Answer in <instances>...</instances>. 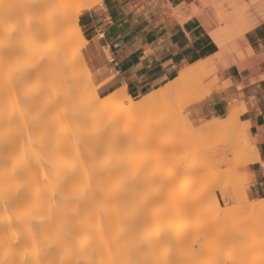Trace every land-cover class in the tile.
I'll use <instances>...</instances> for the list:
<instances>
[{"label":"rangeland","instance_id":"rangeland-1","mask_svg":"<svg viewBox=\"0 0 264 264\" xmlns=\"http://www.w3.org/2000/svg\"><path fill=\"white\" fill-rule=\"evenodd\" d=\"M25 1L27 2V0H0V125L2 124V125L7 126L8 130H9V132H8L9 138H10L9 142L10 143L13 142V144L9 143L8 144L9 146L7 145L4 149H0V162H1V164L4 167L6 165L5 168H7L9 166V168H11L12 170L14 169L15 171H18V170L19 171H25V173L26 172H28V173L29 172H32V173L40 172L41 173L42 171L44 173V170L47 171V172L45 171V173H50L52 171L50 170V172H48L49 171L48 169L52 168L51 162H53V164H52L53 166L57 164L58 168H60L58 163L57 162L55 163V160L59 159L58 162L60 164L64 163V159L62 157H63L65 152L63 153L60 151L64 147L62 145L65 142V139L63 141V138H62L63 134H61L62 132L64 133V131H62V129L60 128L63 126L64 130H65V128H67L66 129L67 132L65 131L67 134H66V136L65 135L64 136L69 137L68 142H70L72 144H74V142H75L74 146H72L73 148H71L70 143H69L70 146L67 144L66 145L70 147V151L72 149L73 155H75L74 151L75 152L77 151V154H79V157H81L79 159L80 160L82 159L81 161L83 162V163H81V161L78 160L77 161L79 163L78 164L75 161L74 166L71 167L72 170H74L73 172L75 174L77 172L78 176L79 175L82 176V175H84L85 170H86L87 175L91 174L90 175L91 177L88 176L91 179L90 180L91 182L88 181L89 185H91V186H93V185L99 186L100 188L104 189V185H105L104 183H106V185H105L106 190L107 189L110 190L109 188H112L113 186H115L116 189L117 188L120 189V191H121L120 197L121 198L124 197V200L126 197L127 201L129 199L132 202V204L129 205L128 208L125 205L126 204L125 202H127L126 200L123 202L125 204H122V202H121V204L124 207L125 213L131 211V209L133 207L135 208V205L138 206V204H141V207H142L144 204V207H145V204H147L148 208L136 207V211H139V213L142 210H145V211L147 210V211H149V213L152 211V213L150 215L152 218V214H153V218H154L155 223L153 221H151V222L156 224L155 226H157L158 229H159V227L160 228L165 227V225L167 223L168 224L171 223L169 229H170V231L171 230L173 231L174 226L178 225V227H179L180 224H182V223L184 224L185 222H186L187 226L189 225V222H191L190 226H189L190 231L193 230L195 227V229L190 232L191 235L189 233V228H188L187 231H188V234L190 236H187L188 234L185 232V229H184V233H182L183 230L179 231L180 233H182L184 235V236L180 235V236H182L181 237L182 240L178 237L179 235H176V236L173 235L174 232H172V231H171L172 234L170 232L169 233L170 235H168L165 238H163V236H164V235H162L163 232L162 233L160 232L162 237L160 234H156L157 237L155 236V239L157 240V238L159 239L161 237L160 238L161 240H157V242L155 240L157 247L155 246V248L154 247L153 248L156 251V253H155L156 257L154 256L155 258H154V260H153L154 262H152V264H194V263H196V264H233V263L234 264H238V263L239 264H264L263 261L256 259L257 256H260V257L264 256L263 255V253H264V214H261V215L260 214H249V213L242 211L241 208L246 207L247 204L249 202H251V200H249V199L247 201H245L244 204H241L238 201H231L229 198L230 194L233 192V189H234V193L237 192V189L234 188L237 179H240L247 174V165L239 168L234 174H232L233 176L230 173L231 168H230V171L227 169L228 168L227 166L230 167L229 163L225 164L226 166L225 165H220L221 167L218 166L220 169L222 168L221 170H224V171H220V172H224V175H225L224 177L222 175L223 178H221L220 174H219V178H221L222 180L225 179L224 182L226 181L228 183H231V185H228V183L225 182L226 190H228L229 196L227 195L226 199H223L220 190H218V186H216V184H215L214 188L210 187L212 183L209 182L212 178L215 177V176H213L214 174L212 173L213 171H211V170H214V169L217 171L219 170V168L216 169L217 167L213 166L215 161L218 159V157H217V154L215 152L216 148H213L211 138H213V141H214V137L216 135H214V134L212 135L211 133H208L205 130L204 131L199 130V131L195 132V133H197L198 136H196V134H195V137H194L193 132H192V131H195V128H197L201 123L197 124L194 122L196 117H195L194 113H192L190 110L193 109V106L197 105V103H199L201 100L208 97L212 92H214V90L216 91L220 88V73L223 69H221L220 71L219 70H213V71L210 70L209 71V74L211 75L212 79L214 78V80L217 82H216L215 86L213 87L212 91L200 100L191 101L190 100L191 99L190 93H188L187 91L185 92V91L178 90L177 92L173 93L172 95H169V97H167L165 100L157 103L154 107L149 108L147 111H144V112L140 113L139 115L131 116V117H128V116L124 117L121 115L120 116L116 115L117 118H115L116 116L114 117V114H115L114 110H109V111L107 110L106 112H103V113H97V112H93V111H91V109H89L90 108V103H89L90 101H88L89 99H87L85 97L86 92L84 91V89L86 90L89 87V89H87V93H86V94H88V92H90L88 90H92L91 87L93 85V88H94L95 92L97 93V95H98V91H97V87H96L94 81L91 78L90 69L87 66L86 61L84 59V56L82 54V46L84 43L83 44H77L76 39L73 38V39H71L70 45L74 44V47L76 46L78 48L79 58H78V61L77 60L72 61V59L69 58V60H71L72 65H70V61H69V67L67 68V70L68 71L73 70V72L75 71L74 73L68 72L69 76L71 73L72 74L78 73L79 71H76V70H78V68H76V67H78L80 65L85 66L88 70L87 71L88 77H89L88 80H90V82H92L91 87L87 86V84H85L86 88H79L78 86H82V87L84 86L81 84V82H79L82 80L80 77L77 80L78 82L75 79V81L77 82L75 84V86L77 85V87H78L77 88L78 90L75 93H78V95H74V96H75V99H77L76 96L81 97V99H80L81 104H83V102L81 100H83L85 98L87 99L88 102L86 101L85 102L86 104H83V105L84 106L86 105V107H87V113L89 116V119H88L89 121L87 123H84V118H83L84 116L81 113H80L81 114V116H80L79 112L78 113L76 112L74 105H73V102L71 100H68L69 98L67 100H64L65 98H60V96H61L60 94H59L60 96L58 95L59 97H56V98H60V101L63 100V102H61L60 103L61 105L58 106L59 105L58 103L60 102L59 99H58V101H59L58 103L55 101L56 104L54 105V107L55 106L56 107L54 109L57 111H55L53 109V107H51V108L47 107V109H43L44 107L40 105V107H41L40 108L39 104H37L34 100H32L34 98L33 96H31V98H29L30 97L29 89L33 85V82H35V78L32 77L33 76L32 74L30 76V73L27 72V70L29 68H31V65L35 61L33 60L34 62L32 61V64H31V62H29L30 61L29 57L25 56L26 58L23 59V56L21 55V49H22V54H23L24 53L23 48L25 50H29V47H25V46H31V45H33V42H38L41 39H39L40 38L39 37L38 38L39 40L36 41L35 39H37V38H35V39L32 38L31 35H35L33 37H37L36 34L30 35V32H28V33L25 32L26 31L25 26H26V24H27V26H29V24L31 23L30 22L31 19H34V21H35V19L38 17V15L45 14L52 7H54V8H57V6L58 7L59 6L64 7L62 5H67L69 2L66 3L65 0H58V1L57 0H50L48 5L46 4L42 8L38 7L35 9L31 5H29L30 3L28 4V2H27V4H26ZM56 1L58 2V5H57ZM52 2H55L57 6ZM237 2H239V0H236V2L232 3V4L220 5L219 1H217V3L213 5L214 11H215V17L222 16V17H224V19L226 18V20L229 22V23H227V21L226 22L224 21L221 23L217 22V21L214 22V24L219 23V25H218L217 29L214 28L215 31L213 29L211 32L214 31L217 38L220 36H223L224 34L225 35L226 34L233 35V34L238 33L239 31H243V28L245 29V26L248 25V23H250L248 20H251V19L253 20L254 19L253 16L255 15L254 17H256V15L259 12V9L264 4V0H249L248 2H243V3H237ZM63 3H65V4H63ZM261 4H262V6H261ZM245 6H249L250 9L248 11L250 13H252L253 16H251L250 13L249 14L247 13L248 11H247V8ZM243 8H244V10H242ZM36 10H37V12H36ZM34 15L36 17H34ZM64 23H65V25L63 24L64 27H62V29L63 30H66V29L70 30L72 27V23H70V22H67V23L64 22ZM222 24H224V25H222ZM34 25H35V22L33 23V26H32L33 31L35 30ZM24 28H25V30H24ZM27 30L29 31V29H27ZM31 31H32V29H31ZM222 32H223V34H220ZM34 33H35V31H34ZM28 34L31 36V38L28 36ZM23 36H24V38H23ZM243 42H244V38H243ZM22 43L25 45L24 47L21 46ZM248 46L249 45L246 44V47H248ZM241 47H242V43L240 45V48ZM25 52H26L25 54L27 55L28 51H25ZM68 55H70V50H69ZM68 57H70V56H68ZM27 59H29V61ZM24 62L28 63V64L26 65V64H24ZM19 67H21V69ZM24 68H25V70H24ZM69 68H70V70H69ZM32 69H35V68H32ZM32 69H31V71H32ZM21 70H23V72ZM37 70H38V68H37ZM37 70L35 69V71H37ZM41 71H43V70L41 69ZM41 71L38 70L37 72L39 73ZM26 72H27V74H26ZM43 74L44 73L42 72L41 76L37 77L39 80L41 78V80H40L41 83L43 82V80H42ZM36 76H38V75H36ZM74 76H76V74L73 75V77ZM44 80H45V83L47 84L46 86H48V84H50L49 81L51 79L47 82L46 77H44ZM59 82H61V81L59 80ZM84 82H85V80H84ZM45 83L40 84V85H45ZM68 83H69V81L67 82V85H68ZM71 83H74V82H70L69 83L70 85H68V86H72ZM34 84H36V83H34ZM59 85L62 86V84H59ZM58 86H56V87H58ZM49 87H50L49 89H51V85H49ZM60 88H62V87H60ZM31 90L34 91L33 88ZM32 91H30V92L32 93ZM64 92H65V90H64ZM62 95H64V93H62ZM65 97H66V95H65ZM139 99H136V100H139ZM78 100L75 102H78ZM85 100H83V101H85ZM50 101H52V100H50ZM49 103L50 102H48V104ZM61 107L65 110V111L63 110V112L65 113L64 115H66V117L64 116L65 118H62L63 116H61L62 115L60 113L61 112L60 110H62ZM18 108H20V109H18ZM18 110H20V111H18ZM39 110H40V112H38ZM52 110H54V111H52ZM55 112H57L58 116L52 115ZM76 114H77V116H76ZM16 115H18V116H16ZM45 115H46V117H44ZM50 115H52L53 117ZM25 116H26V120H25ZM55 116L59 117V120ZM67 116H68V118H67ZM73 116H75V119H78L77 120L78 123H75V120H73V118H71ZM76 117H78V118H76ZM118 117H120V118H118ZM15 118H16V121H15ZM51 118H53V119H51ZM216 118H219V117H216ZM12 119H14V120H12ZM21 119H22V121H21ZM117 119H118V122H116ZM48 120L53 121V124H55L56 127L60 126L59 128L61 130H59L58 128H56L55 130H57V132H56L57 135H60V134L62 135V136H59V139H58L59 140L58 148H61V146H62L61 149H58L56 146H52V147H56L55 148L56 150L53 151L52 148H50L51 146L50 147L46 146L45 141H49L50 138L52 140V138H53L52 134L54 132L53 131L54 128H52V126L50 128H45V127H43L44 125L42 126V124H44L43 122H46ZM79 120H81V121H79ZM23 121H24L25 125H24ZM58 121H60L61 125L58 123ZM73 121H74V123H73ZM82 121H83V123H82ZM39 123H41V124L39 125ZM78 124L80 127L78 126ZM112 124H114V126L110 127ZM49 125H51V124H49ZM95 125H98L99 128H96ZM17 126H18V129H17ZM45 126L48 127V125H45ZM78 127L81 130L78 129ZM132 127H133V129H132ZM71 128H73V131L80 130V134H79V131H76L74 133ZM24 129H25V131L23 132ZM43 129H44L45 133L42 131ZM101 129L105 130L103 134H102ZM113 129L116 130V133L117 132H120V133L122 132V133L121 134L118 133V134H116L117 136H115L114 135L115 133L112 132ZM70 131L73 132V134H72L73 136H75L77 134L75 136L76 141L74 140L73 136L70 135L72 133ZM110 133L113 134L116 139ZM43 134H45V135L43 136ZM68 135H70V136H68ZM101 135H102V137H101ZM199 135H202L203 138L202 137L198 138ZM22 137L25 140H23ZM34 138H35V140H34ZM37 138H38L37 141H39V142L36 141ZM162 138H167L168 140H166L165 142H162V141L160 142V140ZM218 138H220V136H218L216 138L215 141H217V143L215 144V142H214L215 145H220L222 143L221 142L222 138H220V140H218ZM11 139H13V141ZM56 139H57V137H56ZM208 139H209V141H211V143L208 142ZM229 139L230 138H228L227 141H229ZM29 141H30V143H29ZM31 141H33L34 143L33 142L31 143ZM54 141H55V138H54ZM50 142L51 141H49V143H47V145H49ZM229 142L235 143V144L238 143V142L234 141V139L232 137H231V140ZM229 142H227V143H229ZM13 145H15V146H13ZM52 145H53V143H52ZM69 147H67L68 150H69ZM210 147H211V149L213 148L214 151H213V149L211 151ZM19 150H22L23 154ZM64 151H67V149ZM102 151H103V154H102ZM12 152H14V154ZM67 152L65 153L66 157L68 159H70L71 161H73L74 156L71 155L69 152L68 153ZM207 152H208L209 156H213L212 159H215V160H213L214 163L212 162L213 165L211 162H209L210 167L207 165L208 162H206V161H208L207 159H209V161H210V157L209 156L207 157ZM209 152H210V154H212V152H213L214 155H210ZM20 153L22 155H20ZM240 154L241 155H238V156L232 155V158H230L231 157V155H230L229 158L231 160H233V159L235 160V159H237V157L240 159L244 156V153L241 152ZM23 155L28 157V158L31 156L32 157L28 159V158L24 157ZM69 155H71V157H69ZM21 156L24 157V159L26 158V160L21 158ZM43 157H44V160H43ZM76 157H77V155H76ZM48 158H51L53 160H51V162L46 163L47 161H50V159L48 160ZM54 158H56V159L54 160ZM72 158H73V160H72ZM21 159H22V162H21ZM204 159H206V160H204ZM17 161L21 162L22 164L24 162V164H23L24 166L22 164L20 165V163ZM26 161H27V164L25 163ZM37 161L41 162L40 165H38ZM65 162H67V161H65ZM29 163L32 165H30ZM49 163H50V165H48ZM81 164H82V166H80ZM42 165L45 168L44 167L42 168ZM68 165L69 164L67 163V165L66 166L63 165L62 168L67 167L66 169L69 171L70 167H68ZM107 165H109L110 167L111 166H113V167H111V169H110V167H108V169H109L108 170L106 167ZM24 167H26V168H24ZM84 167L86 168L85 170H84ZM92 167H94V168L92 169ZM31 168H32V171L30 170ZM71 168H70V170H71ZM41 169H42V171H41ZM66 169H65V171L62 169V173H60L61 177L63 176V178L67 177ZM225 169H227L228 171H226ZM106 170H108L109 173ZM111 170H112V172H111ZM119 170H121V171H119ZM81 171H83V172H81ZM136 171H138V172H136ZM54 172H55V170H53V173ZM216 172H214V173L217 176V173L219 171L217 173ZM63 173H64V175H63ZM108 174H109V177L106 176ZM121 175H122V177H121ZM134 175H136V177H135L136 180H134ZM138 176L140 178H138ZM142 176H144V177H142ZM211 176H212V178H211ZM107 177L109 178L108 180H107ZM42 179L45 181L46 178L43 177ZM131 179L133 180V184L131 182L132 181ZM221 179H220V181H221L220 183H224ZM87 180H89V179H87ZM216 180H213V181H216ZM218 181L219 180H217V182ZM82 183L84 184V181L80 182V184H82ZM207 183H208V185L210 183V186H208ZM232 183H233V185H232ZM77 184H79V182H77ZM212 186H213V184H212ZM232 186H233V188H232ZM211 188H213V190ZM196 189H197V191L199 189H201V193L199 196H197V198H195V197L193 199L190 198L189 200L192 199L190 202L187 199L186 194H189V193L192 194ZM208 189H209V191H208ZM182 190L188 192V193L185 192L186 197H184V194L183 195L181 194ZM149 191H150V196L148 195ZM191 194H189L188 196L190 197ZM147 195L149 196L148 199H147ZM154 198H156V200H154ZM151 199H152V201H151ZM157 200H159V201H157ZM183 200H184V202H183ZM110 201H111V199H110ZM130 201H128L127 203H129ZM202 206H205V207L203 208ZM150 207H151V210H150ZM238 209L240 211H238ZM174 210L176 212H174ZM225 213H226V215H225ZM244 214H246L248 216H246V215L244 216ZM139 215L136 212V220H135V223H136L135 226L137 225L135 227V228H137L136 232L138 230H140L137 232L138 236L136 237L137 239H136L135 245L137 244L136 245L137 248L140 247V246H138V244H141V245L143 243H144V245L147 244V242L142 241L139 238L140 237L139 235H142L141 232L144 233L141 230L142 225H144L143 221L141 220V218H143V217H140L141 215L140 216ZM137 216H139L140 218L138 219ZM253 216H255L254 217L255 219L253 218ZM125 217H126L125 218V221H126L125 225H126L127 215H125ZM146 218L148 220H150L149 214L145 215V219ZM140 220L142 221V224L140 223L141 222ZM147 221L145 220V226L148 225ZM194 221H196V224L198 223L197 226H196V224L193 223ZM162 223L164 224V226H162L163 225ZM191 224L192 225L194 224L195 226L192 227ZM138 226H140V227H138ZM145 226L142 228H145ZM147 227L148 228H146V230L143 229L145 232H150L154 226L151 225V223H150L149 226H147ZM178 227H176V228H178ZM183 227H182V229H183ZM256 232H258L259 234ZM185 233L187 235H185ZM248 233H249V235H248ZM125 236H127V235L125 234ZM185 236H187V238ZM184 237H185V239H184ZM202 237H203V239H202ZM183 239H184V241H183ZM233 239H234V241H232ZM164 240H165V242H164ZM176 241H178V242L180 241L181 243L180 242L177 243ZM148 246H149V244H148ZM145 247L148 250H146L143 246H141L140 248H142V250L145 249L144 253H145V251H149V252L145 253V254L148 253V255H144V253H142V252L141 253L139 252L141 255L139 253H137L133 257L135 259L134 260L132 259V264H150L151 263V260L153 258V257L151 258L152 255L149 254L151 252L150 251L151 249L149 250V248L146 245H145ZM232 247L235 251L232 249ZM140 248H138L137 251H139ZM235 248H237V249H235ZM164 249L169 254L165 253V255H163L162 253H163ZM158 250H160V251H158ZM236 251H237V254L239 253V251H240V253L237 255ZM159 252H160V254H158ZM176 252L177 253L179 252L180 256H179V253L176 254ZM174 254H176L177 256ZM141 256L144 257L145 260H143V258ZM162 256L163 257L167 256V257H164L165 261L163 260V258H161ZM235 257H237L238 259L237 258L234 259ZM150 258H151V260H149ZM244 258H245V260H244ZM135 260L136 261L138 260V263ZM144 261L146 263H144ZM147 262H149V263H147Z\"/></svg>","mask_w":264,"mask_h":264},{"label":"bare ground","instance_id":"bare-ground-1","mask_svg":"<svg viewBox=\"0 0 264 264\" xmlns=\"http://www.w3.org/2000/svg\"><path fill=\"white\" fill-rule=\"evenodd\" d=\"M49 1L50 0H27L28 4L30 3L29 5H31L35 9L38 7L42 8L46 4L48 5ZM65 1H66V3L67 2H69V3L67 5H62L64 7H61V6L58 7L57 6L58 2H57V5L55 2H52L57 6V8H54V7L51 8L50 7L51 9L48 10L45 14L38 15V17L35 19V21H34V19H31L30 20L31 23L29 24V26H27V24H26V26L28 28L25 26V28H26L25 32H27V33L30 32V35L36 34L37 37H33L35 35H31L32 38H34V39L37 38V39H35L36 41L39 39H41V40L38 42H33V45H31V46H25L22 43L21 46L29 47V50H25L23 48L24 53L22 54V49H21V55L23 56V59L26 57H29L30 61H29V59H27V60L29 62H31V64H32L33 60L35 61V62L33 61L34 63L31 65V68H29V69L27 68L28 70L26 69L27 72L30 73V76L32 74L33 75L32 77L35 78V82H33V85L30 87V89L28 88L29 89V95H30L29 98H31V96H33L34 98L32 97L33 98L32 100H34L37 104H39V107H40V105L43 106L44 107L43 109H47V107H49V108L53 107V109H54L56 107V106L54 107V105L56 104V102L58 103L60 101V98H65L64 100H67L69 98L68 100H71L73 102V105H74L76 112L77 113L79 112L80 116H81V114L84 116V117L82 116L84 118V123H87L89 121L88 120L89 116L87 113V107H86V105L85 106L83 105V104H86L85 102L87 101V99H89L88 101H90L89 102L90 103L89 109H91V111H93V112L103 113V112H106L107 110L108 111L114 110L115 111L114 117L116 115H119V116L121 115L124 117L125 116L131 117V116L139 115L140 113L147 111L149 108L154 107L157 103L165 100L167 97H169V95H172L173 93L177 92L178 90L185 91V92L187 91L188 93H190L191 94V99H190L191 101H197V100L204 98L208 93H210L212 91L213 87L215 86V84L217 82L214 80V78L212 79L211 75L209 74V71L210 70L211 71H213V70H219L220 71L221 69H224L231 64H236L239 62V58L241 55H243L244 53L250 52L251 51L250 46L245 47V48L244 47L240 48L244 33L246 31H248L249 29H251L252 27H254L259 22H261L262 20H264V4L263 3H262L263 6L261 4L262 7L259 9L258 14L256 13L257 14L256 17H254L255 15L253 16L252 13H250L248 11L250 9L249 6H245L247 8V11H248L247 13L248 14L250 13V15L253 16L254 19L248 20L250 23H248V25L245 26V29L243 28V31H239L238 33L233 34V35H231V34L225 35L224 34L225 36L223 35V36H220L218 38L214 33L215 29L213 32L209 31L211 37L213 38V40L215 42L216 51L213 54L202 58L198 63H196L195 65H193L192 67H190L186 71L180 73L177 77L170 80L163 87H160V88L144 95L139 100L132 99V97L130 95L125 93L123 88L118 89V90H116V91H114V92H112V93H110L104 97H100L95 92L93 85L91 87L92 82H90V80H88V78H89L88 73H87L88 70L85 66H81V65L78 67L75 66L76 68H78V70H76V71H79V72L75 73L76 76H74V77H73V75H75V74H72V73H74L75 71L74 72H73V70L71 71L70 68H69L70 71H68L67 68L69 67V61H70V65H72L71 60H69V58H71L72 61H76V60L78 61V58H79L78 48L76 46L74 47V44L70 45L71 39L75 38L77 41V44H83L84 43V38L81 34L80 27H79L78 22H77L78 14L84 10L90 9L92 6L100 3L102 0H65ZM201 1L203 3H207L209 1L213 2V0H201ZM217 1H219L220 5L232 4V3L236 2V0H217ZM27 2L25 1L26 4H27ZM63 4H65V3H63ZM207 8H208V6H207ZM242 10H244V8ZM36 12H37V10H36ZM34 17H36V16L34 15ZM215 21L221 23L224 21L226 22L227 20H226V18L224 19V17L219 16V17H216ZM32 22L33 23L35 22V25H34L35 33L33 31V28H32V26H33ZM64 22L72 23V27L70 29L71 31L67 30V29L66 30L62 29V27H64L63 24L65 25ZM227 23H229V22L227 21ZM217 24H219V23H217ZM224 24H222V25H224ZM25 28H24V30H25ZM27 29H29V31ZM31 29H32V31H31ZM220 34H223V32ZM30 35L28 34V36L31 38ZM23 38H24V36H23ZM69 50H70V55H68ZM25 51H28L27 52L28 56L25 54L26 53ZM68 56H70V57H68ZM24 64L27 65L28 63L24 62ZM36 67L38 68L39 71H41V69L43 71L38 73L37 72L38 70ZM19 68L21 69V67H19ZM32 68H35L37 71H35V69H32ZM31 69H32V71H31ZM24 70H25V68H24ZM21 71L23 72V70H21ZM27 72H26V74H27ZM42 72L44 74L42 76L43 82L41 83L40 82L41 78L39 80L37 77H40ZM68 72L69 73L72 72L70 74V76H69ZM36 75H38V76H36ZM44 77H46L47 82L51 79L50 80L51 82L49 81L50 84H48V86H46L47 84L45 83ZM79 77L82 80L79 82H81V84L85 86V87L84 86L83 87L78 86L79 88H86L85 84H87V86H90L92 89V90H88V91H90V92H88V94H86V93H87V89H89V87L86 90L84 89V91L86 92V93L84 92L85 97L87 99L86 98H85L86 100L83 99L85 101L81 100L83 102V104L80 103V99H81L80 96H76L77 99H75V96H74V95H78V93H75L78 90L77 89L78 87H77V85L75 86V84L78 82L77 80L79 79ZM75 79L77 82L75 81ZM59 80L61 82H59ZM84 80L86 83L84 82ZM68 81H69V83L74 82V83H71V85L73 87L68 86V85H70L69 83L67 85ZM34 83H36V84H34ZM43 83H45V85H40ZM57 84L58 85L62 84V86H60V85L58 86ZM35 85L36 86L38 85V86L36 87ZM49 85H51L52 90L49 89L50 88ZM56 86H58V87H56ZM60 87H62V88H60ZM32 88L34 89V91L31 90ZM64 90H65V92H64ZM30 91H32V93ZM62 93H64V95H62ZM58 95L60 96V98H56V97H59ZM65 95L67 98L65 97ZM58 99H59V101H58ZM50 100H52V101H50ZM77 100H78V102H75ZM48 102H50V103L48 104ZM61 102H63V100L58 103L59 104L58 106L61 105L60 104ZM18 109H20V108H18ZM54 110H52V111H54ZM63 110L64 109L62 108V110H60L61 111L60 113L62 114L61 116H63L62 118H65L66 115H64L65 113L63 112ZM18 111H20V110H18ZM55 111H57V110H55ZM38 112H40V110ZM239 114H240V111L238 109H236V108L231 109L226 116L208 120L203 125L195 128V131H192L194 137H195V134H196V136H198L197 133H195L196 131H199V130L204 131L205 130L206 132L211 133L212 135L214 134L217 137L220 136V138H222V141H221L222 143L220 145H215L217 143V141H215L217 138L216 136H215L216 138L214 137V141H213V138H211L213 148H216L215 152L217 154L218 159L216 158L217 162L215 161V163H214L213 160H215V159H212L213 156H209L208 152H207V157L208 156L210 157V161H209V159L206 158L208 160L206 162H208L207 163L208 166L210 164L209 162H211V163L213 162L214 165H213V163H212V165L217 167L216 169L221 167L220 165H225V164L229 163L230 167L227 166L228 168L227 167L226 168L229 171L231 168V171H230L231 175L234 174L239 168L246 166V165H249V164L253 163L256 159H258L257 149L254 146V144L251 143L250 138H249V133L247 131V124L239 121V119H238ZM52 115H57V112H55ZM52 115H50V116H52ZM16 116H18V115H16ZM76 116H77V114H76ZM44 117H46V115ZM56 118L59 120V117H56ZM67 118H68V116H67ZM71 118H73V120H75V123H78V121H77L78 119H75V116H73ZM76 118H78V117H76ZM115 118H117V116ZM118 118H120V117H118ZM51 119H53V118H51ZM12 120H14V119H12ZM25 120H26V116H25ZM49 120L46 122H43L44 124H42V126L44 125L43 127H45V128H50L52 126V128H54L53 134L51 133L53 138H52V140H51V138L49 139V141H51L50 144L47 145V143H49V141H45L46 146H48V147L51 146L50 148H52V150L54 151V150H56L55 149L56 147L58 148L59 136H62L61 134H63V136L64 135L66 136V134H67L66 129L67 128H65V130H64L63 126L62 127L59 126L62 129V131H64V133L62 132L61 134L59 133L60 135H57V133H56L57 130H55V129L56 128H58L59 130H61V129L59 127H56V125L53 124V121H49ZM15 121H16V118H15ZM21 121H22V119H21ZM79 121H81V120H79ZM116 122H118V119ZM23 123H24V121H23ZM58 123L60 124V121H58ZM73 123H74V121H73ZM82 123H83V121H82ZM40 124L41 123H39V125ZM49 124H51V125H49ZM24 125H25V123H24ZM45 125H48V127ZM78 126H79V124H78ZM112 126H114V124H112L110 127H112ZM79 127H78V129H80ZM95 127L99 128L98 125H95ZM17 129H18V126H17ZM71 129L73 131V128H71ZM132 129H133V127H132ZM80 130H76V131H79V134H80ZM114 130L115 129H113L112 132H114L115 133L114 135L117 136L116 134H118L120 132L116 133V130L115 131ZM24 131H25V129L23 130V132ZM42 131L45 133L44 129ZM72 131H70V132H72ZM76 131H73V132L75 133ZM101 131L103 134L105 130L101 129ZM8 132H9V130H8L7 126L1 124L0 125V149H4L10 143L9 142L10 138H9ZM73 132L70 135H72ZM44 135L45 134H43V136ZM70 135H68V136H70ZM111 135H113V134H111ZM114 135H113V137H114ZM63 136H62V138H63V141L65 139V142H64L65 145L64 144L62 145V146H64L63 148L61 146L62 149L61 148H58V149H61L60 150L61 152L66 153L67 151L68 152L70 151V147H69L70 145H71V148H73L72 146H74L75 142H74V144H72V143L68 142L69 137H65V136L63 137ZM75 136H73L74 140H75ZM56 137H57V139H56ZM101 137H102V135H101ZM200 137H202V135H199L198 138H200ZM231 137L234 139V141H236L238 143H236V144L230 143L229 141L231 140ZM54 138H55V141H54ZM220 138H218V140H220ZM228 138H230L229 141H227ZM22 139H23V137H22ZM11 140L13 141V139H11ZM23 140H25V139H23ZM34 140H35V138H34ZM37 140H38V138L36 139V141ZM166 140H168V139L162 138L160 140V142L161 141L165 142ZM226 141L229 143H227ZM32 142L33 141H31V143ZM37 142H39V141H37ZM208 142L211 143V141H209V139H208ZM214 142H215V144H214ZM11 143L13 144V142H11ZM29 143H30V141H29ZM52 143H53V145H52ZM69 143H70V145H69ZM66 144L69 146H67ZM13 146H15V145H13ZM52 146H56V147H52ZM66 146L69 147V150ZM211 147H210V149H211ZM63 149L64 150L67 149V151H64ZM212 149H211V151H212ZM19 151H21V153H22V150H19ZM213 151H214V149H213ZM210 152H209V154H210ZM241 152L244 153V156L242 158L239 159L237 157V159H235V160L230 159V158H232V155L233 156L241 155L240 154ZM12 153L14 154V152H12ZM21 153H20V155L23 154V153L22 154ZM65 153H64V155L62 154L63 155L62 158L64 159L63 164H60L58 162L59 159L55 160L56 158H54L55 163L57 162L60 168H58L57 164L53 166L52 165L53 162H51V160H53V159L48 158V160L50 159V161H47L46 163H48V162L52 163L51 164L52 168L48 169L49 170L48 172H50V170L52 171L50 173H45L46 170H44V173H43L42 169H41V171H42L41 173L40 172H37V173L26 172L25 173V171H19V170L15 171L14 169L12 170L11 168H9V166L7 168H5L6 165L4 167L0 162V264H132V259L133 260L135 259L133 257L137 253H139V252L144 253L145 249L148 250L145 247V245L149 248V250L151 249L150 250L151 252L149 254H151L152 256L151 255L150 256H151V258L152 257L153 258H152V260H151V258L149 260H151L150 264H152V262H154L153 261L154 258L156 257V254H155L156 251L154 250V248L156 246L155 236H156V234H160V232L161 233L163 232V234H162V235H164L163 238L170 235L169 233L172 231V230L170 231V229H169L171 223L170 224L167 223L165 225V227H163V228L159 227V229H158V227L155 226L156 224H154L155 222H154L153 214H152V218H151L150 214L152 213V211L150 213L147 210L146 211L142 210L140 213H139V211H136V207L148 208L147 204H145V207H144V204L142 207H141V204H138V206L135 205V208L133 207L131 209V211L127 212L128 214L125 213V210H124V207L122 204L126 203L125 205L128 208V206L131 205L132 202L128 199V201H130V202L127 203L128 201H127V198L125 197V200L127 202L123 203L125 200H124L123 196H122L123 198L120 197L121 196L120 189H118V188L116 189V187L113 186L114 187V188L112 187L113 189L109 188L110 190H108V189L106 190L105 189L106 183H104L105 184L104 189L100 188L99 186L89 185V182H91L90 181L91 180L90 179L91 174L87 175V171L85 170L86 169L85 167H84V170H85L86 174L84 173V175H82V176L81 175L78 176L77 172L75 174L73 172L74 170H72V168H71L74 166L75 161H76V163H78L77 162L78 160L79 161L82 160V159L81 160L79 159L81 157H79V154H77V151L76 152L74 151L75 155L72 154L73 153L72 149L69 152L71 155L74 156L73 157L74 160L72 158L73 161L68 159L66 157ZM102 154H103V151H102ZM71 155H69V157H71ZM76 155H77V157H76ZM210 155H214V153L212 152V154H210ZM230 155H231V157L229 158ZM24 157H26V156H24ZM24 157L21 156V158H23V159H24ZM31 157H29V158H31ZM26 158H28V157H26ZM26 158L24 160H26ZM206 159H204V160H206ZM43 160H44V157H43ZM65 161H67V162H65ZM17 162H19V161H17ZM21 162H22V159H21ZM21 162H19L20 165L22 164ZM25 163L27 164V161ZM40 163L41 162H38V165H40ZM67 163L69 164L68 167L71 168V170L69 168V171L66 169L67 167L62 168L63 165L66 166ZM81 163H83V162L81 161ZM23 164H24V162H23ZM30 165H32V164H30ZM48 165H50V163ZM80 166H82V164ZM43 167L44 166L42 165V168ZM106 167L108 169V167H110V166L107 165ZM111 167H113V166H111ZM111 167H110V169H111ZM24 168H26V167H24ZM93 168L94 167H92V169ZM62 169L64 171L66 169L67 177H64V178H63V176L61 177L60 173H62ZM221 169L219 168V170H218L219 172L215 169L211 170V171H213L212 173L214 174L213 176H215V177L212 178V176H211L212 179L210 178L211 180L209 182L212 183L213 186H212V184L210 186V183H209V185L207 183V185L214 188L215 184H216V186H218V190H220V192L222 194V198L226 199L227 195L229 196V192H228V190H226V184H225L226 181L224 182L225 179L224 180L221 179L225 176L224 172H220V171H224ZM227 169H225V170L228 171ZM30 170L32 171V168ZM53 170H55L54 173H53ZM108 170H106V171H108ZM119 171H121V170H119ZM81 172H83V171H81ZM111 172H112V170H111ZM136 172H138V171H136ZM214 172L217 173V176ZM108 173H109V171H108ZM250 173L251 172L247 170V174L244 177L237 179V181L235 183L236 187L234 186V188L237 189V192L234 193V189H233V192L229 196L231 201H238L239 203L244 204V202L248 200V198L244 192V188H245V185L249 181ZM219 174H220L221 178H219ZM63 175H64V173H63ZM222 175H223V177H222ZM88 176H90V177H88ZM106 176L109 177V174ZM43 177L46 178L45 181L42 179ZM108 177H107V180L109 179ZM121 177H122V175H121ZM135 177H136V175H134V180H136ZM142 177H144V176H142ZM138 178H140V177L138 176ZM87 179H89V180H87ZM216 179L219 181L217 182ZM220 179L224 183H220L221 182ZM213 180H216V181H213ZM81 181H84V184L83 183L80 184ZM77 182H79V184H77ZM131 182L133 184V180ZM226 183H228V182H226ZM228 185H231V183H228ZM232 185H233V183H232ZM213 188H211V189L213 190ZM232 188H233V186H232ZM197 189L192 194L189 193V194H191L190 197L188 196L189 194H186L188 192H186L184 190H182L181 194L182 195L184 194V197L187 196L188 200L190 198L193 199L194 197L197 198V196H199L201 193V189H199L198 191H197ZM208 191H209V189H208ZM185 194H186V196H185ZM148 195L150 196V191L148 192ZM148 195H147V199L149 198ZM110 199H111V201H110ZM154 200H156V198H154ZM191 200H189V201L191 202ZM151 201H152V199H151ZM157 201H159V200H157ZM121 202H122V204H121ZM183 202H184V200H183ZM202 207L204 208L205 206H202ZM241 209H242V211L249 213V214H260V215L264 214V199L253 200V201L249 202L246 207L241 208ZM150 210H151V207H150ZM238 211H240V210L238 209ZM136 212L138 215L140 214L141 216L140 215L139 216L143 217L144 219H145V215L149 214L150 220H148L147 218L145 219L146 221L148 220L147 226H149V224L151 223V225H153L155 227V228L153 227L150 232H145L144 230H146V228H148V227L145 226V220L143 218H141V220L143 221V224H144V225H142V227L145 226V228L141 227V230L144 233L141 232L142 235H139L140 236L139 238H140V240L147 242V244H145V245H144V243L142 245L138 244V246H140V247L143 246L145 248V249L143 248L144 250H142V248L138 247L142 251L140 249H139V251H137V249H138L136 246L137 244L135 245L136 239H137L136 237L138 236L137 232L140 231V230H138L136 232L137 228H135L137 226V225L135 226V224H136L135 223ZM174 212H176V211L174 210ZM125 215H127L126 225H125V222H126L125 221V218H126ZM225 215H226V213H225ZM245 215L246 214H244V216ZM139 216H137L138 219L140 218ZM246 216H248V215H246ZM254 217L255 216H253V218ZM142 221L140 222L141 224H142ZM151 221H153L154 223ZM190 223L191 222H189L188 226L186 225V222L184 224L183 223L180 224L179 227H178V225L174 226L173 231H172V232H174L173 235H175V236L179 235L178 237L181 239V237L184 236L182 234V233H184V229H185V232L188 234L187 230L190 226ZM193 223L196 224V221H194ZM194 224L193 225L191 224V226L192 227L195 226ZM197 225H198V223L196 224V226ZM162 226H164V224ZM138 227H140V226H138ZM176 227H178V228H176ZM182 227H183V229H182ZM194 229H195V227H194ZM193 230H191V231H193ZM179 231H182V233H180ZM191 231L189 228V233ZM172 232H171V234H172ZM186 233H185V235H187ZM256 233H258V232H256ZM125 234L127 236H125ZM162 235H161V237H162ZM180 235H182V236H180ZM190 235H191V233H190ZM190 235L188 234L187 236H190ZM248 235H249V233H248ZM187 236H185V237L187 238ZM185 237H184V239H185ZM160 238L159 239L157 238V240H161ZM184 239H183V241H184ZM202 239H203V237H202ZM234 239L232 241H234ZM157 240H156V242H157ZM164 242H165V240H164ZM176 242L179 243L180 241L179 242L176 241ZM148 244L150 247L148 246ZM233 247H232V249H233ZM235 249H237V248H235ZM158 251H160V250H158ZM164 251H165V249L163 250V253L161 252L163 255H165V253L169 254L166 251L165 252ZM146 252H149V251H145V253ZM145 253H144V255H148V253L147 254H145ZM178 253L176 252V254H178ZM239 253H240V251H239ZM158 254H160V252ZM176 254H174V255H176ZM236 254H237V251H236ZM263 255H264V253H263ZM179 256H180V253H179ZM164 257H167V256H164ZM164 257L162 256L161 258H163V260L165 261ZM142 258H143V260H145L144 257H142ZM236 258L237 257H235L234 259H236ZM256 259L264 262V256L263 257L257 256ZM244 260H245V258H244ZM136 262L138 263V260ZM144 263H146V262L144 261ZM147 263H149V262H147ZM194 264H196V263H194Z\"/></svg>","mask_w":264,"mask_h":264},{"label":"crops","instance_id":"crops-1","mask_svg":"<svg viewBox=\"0 0 264 264\" xmlns=\"http://www.w3.org/2000/svg\"><path fill=\"white\" fill-rule=\"evenodd\" d=\"M216 3L102 0L82 11L77 17L84 38L82 54L98 95L104 97L123 88L132 99H139L213 54L216 46L209 31L219 25L214 24ZM243 38L242 47L248 44L251 51L224 68L220 90L190 111L199 126L226 116L231 109L240 111L239 121L247 124L250 141L257 149L258 159L247 165L251 173L244 188L253 201L264 199V20Z\"/></svg>","mask_w":264,"mask_h":264}]
</instances>
